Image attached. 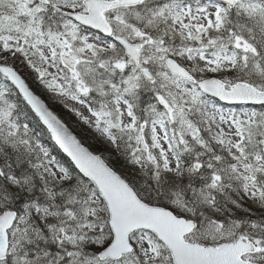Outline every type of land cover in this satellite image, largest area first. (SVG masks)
<instances>
[{
  "label": "snow or ice",
  "instance_id": "6c2138e0",
  "mask_svg": "<svg viewBox=\"0 0 264 264\" xmlns=\"http://www.w3.org/2000/svg\"><path fill=\"white\" fill-rule=\"evenodd\" d=\"M0 264H264V0H0Z\"/></svg>",
  "mask_w": 264,
  "mask_h": 264
}]
</instances>
